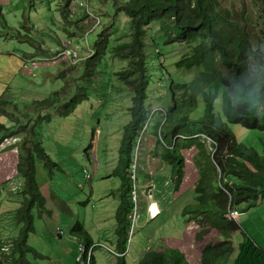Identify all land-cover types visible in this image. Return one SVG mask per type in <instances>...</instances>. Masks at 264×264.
<instances>
[{
  "label": "rangeland",
  "instance_id": "rangeland-1",
  "mask_svg": "<svg viewBox=\"0 0 264 264\" xmlns=\"http://www.w3.org/2000/svg\"><path fill=\"white\" fill-rule=\"evenodd\" d=\"M61 1L13 0L11 3L2 0L5 14H0V107L4 110L0 109V120L11 128L8 131L1 130L0 138L5 134L7 137L13 136L17 144H9L13 138L7 143L0 140V179H11L13 176L14 180H19L20 175L16 171L19 144L23 139L29 142L34 138L39 139L61 168L51 173L39 161L38 176L41 190L47 197V210L40 213L37 208L34 209L36 230L30 233L28 242L43 256L28 251L31 263L26 264H86L83 259L79 261L77 258L81 237L71 232L73 223L84 217L88 228L100 240L96 249L98 263L117 264L113 248L118 236L115 231V204L123 182L119 175L114 174V169L120 158L124 126L132 117L130 106L133 91L115 72L128 67L129 60L114 53L112 47L129 38V28L126 17L115 15L113 0H84L87 5L82 3L77 6L83 8L86 5L89 12L98 14L103 20L101 24L93 20L95 27L85 34L79 19L69 16L67 20L61 15ZM222 2L230 9H240L246 3L249 29L264 40V0ZM44 3L48 7L43 6ZM113 25L115 30H110ZM102 27L104 31H111L110 46L96 73L90 76L86 71V61ZM67 37H72L74 48L76 51L79 49L77 55H74L73 48L70 54L62 52L70 46L67 42L63 43ZM167 37L158 22L151 23L146 39L151 71L149 103L154 110L162 111L152 116L148 128H144L136 140L134 151L139 152L136 169L141 175L139 181L142 193L140 216L134 233L127 239L126 256L129 264H140L139 257L150 247L164 249L163 245H167L164 238L177 237L184 241L183 230L187 224L192 229L189 235H192L189 241H184V246H189L199 254L196 248V244L199 245L196 220L188 221L187 216L176 210L181 205L197 200L192 186L199 175L195 162L197 148L184 149L186 179L181 193H178L169 163L161 156L164 147L156 142L155 136L150 137L153 122L158 121V118L164 119L163 112L171 104H180L182 101L183 88L172 89L171 85L190 81L196 73L194 68L181 67V61L189 53V45L181 40L168 43ZM34 38L43 41V46L48 49L41 50ZM55 48H60V52ZM80 86L86 87L88 97L68 115H62L60 111L69 107L70 99L79 92ZM56 90L62 93L58 101L39 104L38 100L50 96ZM199 101L195 113L202 112L205 107L204 99L200 98ZM215 110L223 112L222 94L215 100ZM230 125L239 140L263 151L264 130L247 128L239 123ZM94 127H99L98 150L96 155L92 153L90 157L86 148L91 142ZM13 130L16 132L12 133ZM210 144L211 140H208L211 148ZM85 169L91 174L90 178L86 176ZM5 186L0 190V258L4 264H13L11 237L19 232L17 208L23 196L13 194L9 182H5ZM150 188L152 196L159 202L160 213L164 204L173 199L175 202L173 207L157 218L147 219ZM53 193L63 199L65 204L59 205ZM178 194H182V197ZM237 221L240 228L232 233L235 249L229 261L234 264H263L264 198L249 208L240 207ZM3 245H8L9 249H3Z\"/></svg>",
  "mask_w": 264,
  "mask_h": 264
},
{
  "label": "trees",
  "instance_id": "trees-1",
  "mask_svg": "<svg viewBox=\"0 0 264 264\" xmlns=\"http://www.w3.org/2000/svg\"><path fill=\"white\" fill-rule=\"evenodd\" d=\"M84 3L87 5L86 1ZM113 3L115 15L126 17L129 28V38L112 47L114 53L129 60V66L115 72L133 91L130 106L132 117L124 126L119 163L114 169V174L119 175L123 182L121 202L116 210L117 264H129L126 255L128 213L132 207L130 173L136 140L144 128H148L152 116L162 111L154 110L149 103L151 71L146 39L153 22H158L168 35V43L181 40L189 45V53L180 64L186 69H196L190 81L171 85L172 89L183 88L182 101L171 104L163 112L164 119L158 118L153 122L150 137L155 136L156 142L163 145L161 156L169 163L176 189L180 188L186 177L184 149L197 148L195 162L199 175L193 185L197 200L187 203L183 214L188 221L196 220V226H199L196 234L199 254L189 246L178 248L166 245L164 249L146 250L140 257V264H234L229 261L235 249L232 233L240 228V224L237 218L230 215V209L235 207L240 211V207L249 208L264 198V147L261 151L239 140L230 123L264 130V40L249 29L246 3L240 9L225 7L222 0H113ZM86 5L78 9L75 0H62L60 9L65 19L68 20L69 16L79 19L85 34L95 27V18ZM0 14L4 16L1 2ZM102 22L100 17L99 24ZM114 26L110 30H115ZM111 37V31H104L102 27L86 61L88 75H94L105 59ZM66 39L73 41L72 37ZM66 39L62 40L63 43ZM34 40L41 50L48 49L43 46V41ZM54 50L60 52V48ZM78 90L70 99L69 107L60 111L62 115H68L88 97L86 87L80 86ZM220 94L222 113L215 110V100ZM61 95L56 90L38 102L51 104L58 101ZM200 98L204 99L205 107L202 112L195 113ZM47 116L50 117V114ZM10 128L0 120V131ZM208 140H211V148ZM98 141L99 127H94L91 142L86 148L90 157L92 153L96 155ZM19 145L17 172L23 181V197L17 208L19 232L12 238V263L26 264L31 263L28 251L42 255L28 242L30 233L36 230L34 209L37 208L40 213L47 210L46 196L41 190L38 176L39 161L51 173L61 166L39 139H31L30 142L23 139ZM71 232L81 237L79 242H84L88 247L94 245V238L82 220L73 223ZM98 246H93V252ZM82 259L86 264H99L94 253L90 259L87 254ZM0 264H4L1 258Z\"/></svg>",
  "mask_w": 264,
  "mask_h": 264
},
{
  "label": "built area",
  "instance_id": "built-area-1",
  "mask_svg": "<svg viewBox=\"0 0 264 264\" xmlns=\"http://www.w3.org/2000/svg\"><path fill=\"white\" fill-rule=\"evenodd\" d=\"M76 5L79 4L80 6L82 5V3H84V0H75ZM93 17L97 20L98 24L100 23V17L95 14L92 13ZM70 46H67L66 49L62 52L63 53H71V50L73 48V53L74 55H77L76 49L73 46V41L71 39H66V41ZM8 136V135H7ZM5 136L3 138V140L7 143L11 138H13V142L9 143V144H17V141L14 139L13 136L7 137ZM7 145H5L6 147ZM4 147V149H5ZM139 158V152L135 151L134 152V160L132 162V167H131V182H132V186H131V199H132V207L131 210L128 213V218H129V223H128V230L130 235H132L134 233L135 227H136V222L138 217L140 216L139 214V203H140V194L142 193L141 188H140V181H139V173H137V169H136V162ZM19 160V159H18ZM17 171V170H16ZM85 172L87 174V177H90V174L88 172V170L85 169ZM6 182H9L11 185V190L13 191V194L18 193L21 194L22 191V186H23V181L22 178L19 177V180H14V177L12 176L11 179H6ZM142 185V184H141ZM152 188L149 189L148 191V196H150V200H149V205H148V213L150 217H155L156 215H158V213L160 212V208H159V204L156 201V199L154 198V196H152ZM240 211L238 208H231L230 209V215L232 217L237 218L239 215ZM93 246L88 247L84 242H79V255H78V260H81L82 257L87 254L88 258H90V256L93 254ZM3 249H9L8 245H3L2 246ZM89 262V259H88Z\"/></svg>",
  "mask_w": 264,
  "mask_h": 264
},
{
  "label": "crops",
  "instance_id": "crops-1",
  "mask_svg": "<svg viewBox=\"0 0 264 264\" xmlns=\"http://www.w3.org/2000/svg\"><path fill=\"white\" fill-rule=\"evenodd\" d=\"M12 1L13 0H9V2H11L12 3ZM0 2L2 3V5H3V13L5 14V6H4V4H3V2H2V0H0ZM46 4L44 3L43 4V6H45ZM46 7H48L47 5H46ZM78 9H80L79 7H78ZM66 39V38H65ZM11 162H13V160H11ZM17 162H18V160H17ZM17 162H16V164H17ZM118 163H119V161H118ZM118 165V164H117ZM140 174H139V178H140ZM4 178V177H3ZM197 178H198V176H197ZM197 178L192 182L193 184H192V186L194 185V183H195V181L197 180ZM185 179H186V177H185ZM185 179H184V181H185ZM184 181H183V183H184ZM5 182H6V179L4 178L3 180H1L0 179V190H1V188L3 187V185L5 186ZM183 183L181 184V186H180V188H178L177 189V191H178V193H181L180 192V190H181V188L183 187ZM6 187V186H5ZM93 187V186H92ZM120 190V192H121V189H119ZM120 192H119V194H117L116 195V197H119L118 198V200H117V204H115L116 205V210H117V208H118V206H119V204H120V202H121V198H120ZM131 192V191H130ZM131 194V193H130ZM179 195V194H178ZM177 195V196H178ZM53 196L54 197H56L57 198V203L59 204V205H63V203L65 204V201L63 200V199H60L59 198V196L55 193H53ZM176 197V196H175ZM179 197H182V194L181 195H179ZM149 200V199H148ZM175 199H173V200H171V201H169V202H171V205H170V207L168 206V204H169V202L168 203H166V204H164L163 205V207H162V211H161V213L162 212H164L165 210H167V209H169V208H171V207H173V203L175 202L174 201ZM46 202H47V197H46ZM148 205H149V201H148V203H147ZM158 204H159V202H158ZM184 206L185 205H181V207H179V208H176V210L177 211H179V212H181L182 214H183V208H184ZM116 210H115V213H116ZM160 212L158 213V215L156 216V218L161 214ZM183 215H185V214H183ZM239 215H240V213H239ZM238 215V216H239ZM186 216V215H185ZM115 217H116V215H115ZM155 218V217H154ZM147 219H152V217H150L149 216V218H147ZM116 220H117V218H116ZM83 222H84V225H85V227L88 229V231L91 233V235H92V237L94 238V241H95V244H98V243H100L99 241V238L98 237H95L94 236V234L92 233V231H91V229L90 228H88V225H87V220H86V218L84 217L83 218V220H82ZM187 223H189V222H187ZM117 225H118V221H115V231H116V228H117ZM190 231H192V229L190 230V228H189V224H187V226H185L184 227V230H183V234H184V238H185V240H187V241H189V238L191 237V235H189L190 234ZM174 237H176L175 235H174ZM11 238H13V237H11ZM166 243H167V245H170V246H173V247H178V248H184L185 246H187V245H185L184 246V241H181L180 240V238H171V237H167V238H164L163 239ZM191 241V240H190ZM117 242H118V236L116 235V239H115V242H114V244H113V248H114V251H115V248H116V246H117ZM94 244V245H95ZM98 245H100V244H98ZM164 247L166 246L165 244L163 245ZM158 249H163V247H157ZM147 250V249H146ZM145 250V251H146ZM144 251V252H145ZM95 253L94 254H96V250L94 251ZM116 252V251H115ZM144 252L141 254V256L144 254ZM128 253V252H127ZM116 256V255H115ZM140 256V257H141ZM96 257H97V254H96ZM127 257V256H126ZM139 257V258H140ZM97 260H98V258H97ZM116 262H117V258H116ZM264 264V263H263Z\"/></svg>",
  "mask_w": 264,
  "mask_h": 264
},
{
  "label": "clouds",
  "instance_id": "clouds-1",
  "mask_svg": "<svg viewBox=\"0 0 264 264\" xmlns=\"http://www.w3.org/2000/svg\"><path fill=\"white\" fill-rule=\"evenodd\" d=\"M156 201H157V200H156ZM157 202H158V201H157ZM147 212H148V211H147ZM156 216H157V215H156ZM156 216H155V217H156ZM148 218H149V217H148ZM152 218H154V217H152ZM131 236H132V235H130L129 230H128V237L131 238ZM94 244H95V243H94ZM148 249H151V247L148 248ZM148 249H147V250H148ZM93 253H94V252H93ZM116 253H117V252H116ZM89 259H90V258H89ZM87 262H88V259H87ZM87 264H88V263H87Z\"/></svg>",
  "mask_w": 264,
  "mask_h": 264
}]
</instances>
